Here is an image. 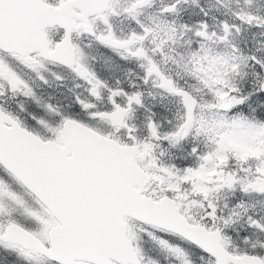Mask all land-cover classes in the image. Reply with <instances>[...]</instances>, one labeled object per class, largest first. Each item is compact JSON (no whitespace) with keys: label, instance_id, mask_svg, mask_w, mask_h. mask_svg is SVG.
<instances>
[{"label":"snow or ice","instance_id":"1","mask_svg":"<svg viewBox=\"0 0 264 264\" xmlns=\"http://www.w3.org/2000/svg\"><path fill=\"white\" fill-rule=\"evenodd\" d=\"M0 264H264V0H0Z\"/></svg>","mask_w":264,"mask_h":264}]
</instances>
